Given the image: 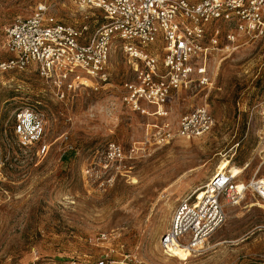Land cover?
<instances>
[{
  "label": "rangeland",
  "instance_id": "rangeland-1",
  "mask_svg": "<svg viewBox=\"0 0 264 264\" xmlns=\"http://www.w3.org/2000/svg\"><path fill=\"white\" fill-rule=\"evenodd\" d=\"M39 2L62 23L85 24L88 35L104 22L74 0H0V61L10 56L4 28ZM235 44L209 58L212 84L179 91L166 118L122 102L135 74L118 42L109 83L64 100L32 66L0 70V264H264V199L252 185L264 182V37ZM202 105L210 129L177 135L181 117ZM23 107L44 115L43 154L18 145L13 124ZM164 123L172 136L158 142ZM111 141L124 155L106 167ZM222 168L248 186L242 198L220 196L225 220L198 251L165 254L159 240L176 206Z\"/></svg>",
  "mask_w": 264,
  "mask_h": 264
},
{
  "label": "built area",
  "instance_id": "built-area-1",
  "mask_svg": "<svg viewBox=\"0 0 264 264\" xmlns=\"http://www.w3.org/2000/svg\"><path fill=\"white\" fill-rule=\"evenodd\" d=\"M80 8L99 10L104 22L88 35L87 26L62 23L39 2L26 16L16 15L4 28V47L10 56L0 61L1 71L34 67L53 88L59 100L77 89L98 90L109 83V59L115 42L134 70V80L123 84L121 100L131 109L166 118L174 96L191 84L208 87L212 79L208 60L221 51L235 50L240 39L264 37V0H74ZM224 40V44L222 41ZM160 43V46L155 44ZM152 106L148 113L143 106ZM263 129L260 139L264 144ZM214 118L206 105L181 117L177 135L200 136ZM158 142L172 136L162 124ZM18 145L38 146L43 154L44 115L30 107L20 108L13 124ZM163 134V135H162ZM123 148L108 142L104 150L106 167L122 159ZM230 170L217 171L200 193L180 200L171 224L160 236L167 255L198 251L225 220L220 196L238 203L247 189H237ZM263 179L254 182L264 199ZM260 182V183H258ZM253 184V183H252ZM250 186V185H249Z\"/></svg>",
  "mask_w": 264,
  "mask_h": 264
},
{
  "label": "bare ground",
  "instance_id": "bare-ground-1",
  "mask_svg": "<svg viewBox=\"0 0 264 264\" xmlns=\"http://www.w3.org/2000/svg\"><path fill=\"white\" fill-rule=\"evenodd\" d=\"M227 163H228V161H226L225 163H224V166H227ZM222 170H224V168H222L221 170H219V171H222ZM232 178H234V176L232 175L231 176ZM260 182H263L262 180L260 181ZM260 182H258V183H260ZM253 186H254V184H252ZM263 186H264V182H263ZM263 189V191L262 192H264V187H262ZM237 189H242V182L241 181H239L238 183H237ZM199 190H202L200 187L199 188H197V190H196V192L195 193H197Z\"/></svg>",
  "mask_w": 264,
  "mask_h": 264
},
{
  "label": "water",
  "instance_id": "water-1",
  "mask_svg": "<svg viewBox=\"0 0 264 264\" xmlns=\"http://www.w3.org/2000/svg\"><path fill=\"white\" fill-rule=\"evenodd\" d=\"M162 235H164V232L162 233Z\"/></svg>",
  "mask_w": 264,
  "mask_h": 264
}]
</instances>
